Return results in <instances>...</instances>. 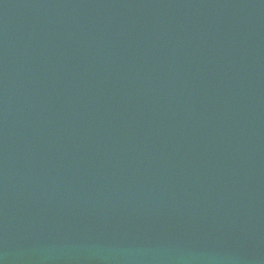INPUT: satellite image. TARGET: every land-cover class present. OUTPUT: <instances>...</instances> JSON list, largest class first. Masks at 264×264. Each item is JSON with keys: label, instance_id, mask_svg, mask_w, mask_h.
<instances>
[{"label": "water", "instance_id": "water-1", "mask_svg": "<svg viewBox=\"0 0 264 264\" xmlns=\"http://www.w3.org/2000/svg\"><path fill=\"white\" fill-rule=\"evenodd\" d=\"M0 264H264V0H0Z\"/></svg>", "mask_w": 264, "mask_h": 264}]
</instances>
